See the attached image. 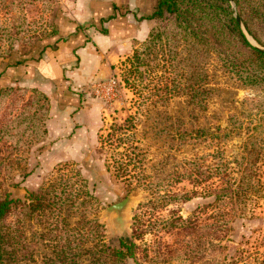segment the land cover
Returning a JSON list of instances; mask_svg holds the SVG:
<instances>
[{
  "label": "rangeland",
  "instance_id": "374dc122",
  "mask_svg": "<svg viewBox=\"0 0 264 264\" xmlns=\"http://www.w3.org/2000/svg\"><path fill=\"white\" fill-rule=\"evenodd\" d=\"M75 1L0 0V195L16 201L6 223L17 225L16 247L32 255L15 263L44 264L53 236L86 216L104 225L112 246L132 235L134 217L139 229L147 227L129 264H264V88L243 85L217 46L184 38L165 15L149 20L143 39L117 48L108 74L78 92V113L58 128L52 96L15 81L13 64L66 34ZM229 5L239 15L235 1ZM197 83L201 102L200 95L192 98ZM129 116L139 149L101 146L99 136ZM136 154L143 169L130 163L124 176L115 160ZM142 170L144 186L129 184ZM41 188L51 192L45 209L24 217L21 203ZM166 194L189 199L168 202ZM50 195L67 202L60 209ZM128 195L133 201L122 220L104 212ZM218 219L227 230L222 239L192 231V223Z\"/></svg>",
  "mask_w": 264,
  "mask_h": 264
},
{
  "label": "trees",
  "instance_id": "16d2710c",
  "mask_svg": "<svg viewBox=\"0 0 264 264\" xmlns=\"http://www.w3.org/2000/svg\"><path fill=\"white\" fill-rule=\"evenodd\" d=\"M234 1L239 7V17L247 31L260 44L264 45V0ZM165 15L174 18L175 26L181 29L184 38L192 37L194 43L205 42L211 47L217 46L214 50L218 51L224 66L230 72L236 74L243 85L264 88V52L249 44L233 16L228 0H156L151 13L144 15L143 18L153 19L156 17L162 19ZM107 19L100 18L99 22L102 23ZM100 30L103 33L107 32L104 27ZM47 46L42 47L38 54ZM15 64L13 65L18 66L21 63L18 60ZM200 76L202 75H198L197 80H200ZM200 84L197 83L196 87L192 85V94L194 91L192 98L194 95H200L199 102L202 101L201 95L205 94L199 88ZM136 125V120L132 116L127 117L123 124H113L110 133H107L106 137L99 136L101 146L108 143V145H116V148H118L127 144L126 149H139L134 144L137 141L134 131ZM123 129L125 131H122ZM140 156L139 154H136V157L130 156L127 161L115 160L124 176L129 174L128 167L130 163L142 168V158ZM143 176L142 170L130 180L129 184L135 183V186H144ZM205 178L206 176L203 177V179ZM64 192L62 190L60 194L63 195ZM233 192L237 193L239 191L233 190ZM49 194L51 192L43 188L36 193L31 192L28 198L30 201L21 203L22 215L26 218H32L35 211L44 210L46 197ZM223 195V191L220 190L215 194V198L220 200ZM50 196H53L55 203H58L56 200L58 198L60 201L59 208L67 202L66 198L63 200L60 196ZM163 198L168 202L178 198L186 201L189 196L182 195L179 197L175 194H166ZM15 202L7 195H0V264H16L15 262L20 260L32 259L31 253H21L16 247V244L19 243L17 241V225L14 222L6 223V218L14 209ZM80 204L82 205V202ZM57 217H60V215L57 214ZM82 219L78 227H68L65 230V235L55 234L53 236V240H57L53 245L54 249L51 254L45 257L44 264H129L128 260L135 256V240L141 239L148 231L147 227L139 229L140 220L134 217L132 235L121 237L118 246H112L104 241L105 228L98 219L87 218L86 216H83ZM178 219L180 221L181 218ZM174 226H178V224H174ZM221 226L222 221L219 219L203 224L195 222L192 223V231L203 232L208 230L211 231L210 236L222 239L227 230L222 229Z\"/></svg>",
  "mask_w": 264,
  "mask_h": 264
},
{
  "label": "crops",
  "instance_id": "0c3cea01",
  "mask_svg": "<svg viewBox=\"0 0 264 264\" xmlns=\"http://www.w3.org/2000/svg\"><path fill=\"white\" fill-rule=\"evenodd\" d=\"M155 1L76 0L69 9L75 23L68 24L66 34L38 56L15 66V81H25L52 96V107L60 115L58 128H67L70 113L74 110L78 113L80 108L78 92L93 79L108 74L117 48L129 47L133 40L143 39L148 34L150 19L143 16L151 13ZM100 18L107 20L100 23ZM90 20L97 23L81 28ZM102 27L106 28V33L101 32ZM74 118L71 122L76 124Z\"/></svg>",
  "mask_w": 264,
  "mask_h": 264
},
{
  "label": "water",
  "instance_id": "95a60500",
  "mask_svg": "<svg viewBox=\"0 0 264 264\" xmlns=\"http://www.w3.org/2000/svg\"><path fill=\"white\" fill-rule=\"evenodd\" d=\"M228 1L233 5V0H228ZM234 17H235L242 33L244 34L245 38L249 42V44L252 45L253 47H255L257 50L264 52V46H261L255 42V40L252 38V36L247 31V29H246L243 21L239 17V15L237 13H235ZM132 201H133V196L128 195L125 198L121 199L120 201H117V202L109 205L108 207H106L104 212L106 214H113L116 217V219L122 220L125 216V212H126L127 208L130 206Z\"/></svg>",
  "mask_w": 264,
  "mask_h": 264
}]
</instances>
